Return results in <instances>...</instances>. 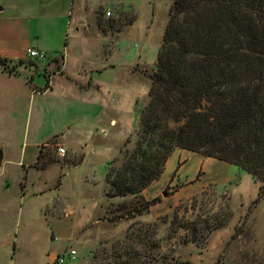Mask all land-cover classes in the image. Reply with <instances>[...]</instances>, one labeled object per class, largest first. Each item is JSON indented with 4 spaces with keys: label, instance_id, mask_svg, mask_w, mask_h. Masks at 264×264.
<instances>
[{
    "label": "rangeland",
    "instance_id": "1",
    "mask_svg": "<svg viewBox=\"0 0 264 264\" xmlns=\"http://www.w3.org/2000/svg\"><path fill=\"white\" fill-rule=\"evenodd\" d=\"M71 1L0 0V36L10 30L20 53L38 50L49 60L64 56L71 75L79 61L74 53L92 54L96 69L110 67L92 72V82L102 80L107 95L118 85L136 90L138 99L134 110L101 131L105 137L90 126L93 138L75 159L56 139L41 147L38 168L44 175L36 181L41 190L26 200L29 232L19 229L13 242L14 228L0 227V264L10 262L12 242L14 264H44L52 256L50 264H56L57 256L72 250L75 259L64 264H264V180L236 165L175 149L158 180L142 192L156 204L144 209L134 197L106 195V174L126 161L138 140L173 0H80L70 15ZM27 65L35 68L31 61ZM69 135L82 145L75 130ZM58 147L66 150L64 157L57 155ZM31 158L28 154L23 163ZM124 212L131 217L114 219Z\"/></svg>",
    "mask_w": 264,
    "mask_h": 264
},
{
    "label": "trees",
    "instance_id": "2",
    "mask_svg": "<svg viewBox=\"0 0 264 264\" xmlns=\"http://www.w3.org/2000/svg\"><path fill=\"white\" fill-rule=\"evenodd\" d=\"M22 64L0 58L10 73ZM150 80L135 148L106 174L108 197L156 204L142 192L175 149L264 180V0H173Z\"/></svg>",
    "mask_w": 264,
    "mask_h": 264
},
{
    "label": "crops",
    "instance_id": "3",
    "mask_svg": "<svg viewBox=\"0 0 264 264\" xmlns=\"http://www.w3.org/2000/svg\"><path fill=\"white\" fill-rule=\"evenodd\" d=\"M77 3L81 1H71L70 15L74 14ZM5 32V36H0V58L12 65L17 61L23 62L16 68V73H10L0 66V227L14 228V242L18 237L15 232L19 229L29 232L31 214L29 203L26 204L27 198L32 197L34 190H41L36 182L44 175V170L38 168L41 147H47L50 140L56 139L75 159V154L93 138L89 131L92 125L100 128V134L105 137L106 134L103 135L101 131L110 130L123 116L134 110L138 94L136 90L129 91L127 87L118 85L113 95H107L102 80L92 82V72L110 68L100 66L96 69V57L92 54L83 56L74 53L79 61L71 75L66 73L68 68L64 56L49 60L45 54L43 62H36L28 53L18 52L19 44L13 39L15 35H10V30ZM73 32L78 33L79 28L74 27ZM74 46V50H77ZM103 49L100 44L98 50ZM29 61L35 64V68L27 65ZM57 77L61 78L62 83H55ZM47 121H51L52 125L48 128L49 132ZM74 130L80 135L81 146L69 135ZM17 137H21V141ZM28 154L32 158L25 165L23 160ZM71 165L81 166L76 163ZM18 167H21V172ZM65 167L69 168L68 165ZM42 184H45L44 181ZM13 242L12 256L6 264H14L16 243ZM51 258L44 264H50Z\"/></svg>",
    "mask_w": 264,
    "mask_h": 264
},
{
    "label": "built area",
    "instance_id": "4",
    "mask_svg": "<svg viewBox=\"0 0 264 264\" xmlns=\"http://www.w3.org/2000/svg\"><path fill=\"white\" fill-rule=\"evenodd\" d=\"M106 15L109 17L110 13H107ZM27 53L32 60H35V61L38 60V62H43L46 59V55L42 52L28 50ZM65 152L66 150L63 147L57 148V155L59 157H64L66 154ZM66 259L74 260L75 252L72 250V251L67 252L65 255L57 256L56 264H64Z\"/></svg>",
    "mask_w": 264,
    "mask_h": 264
},
{
    "label": "water",
    "instance_id": "5",
    "mask_svg": "<svg viewBox=\"0 0 264 264\" xmlns=\"http://www.w3.org/2000/svg\"><path fill=\"white\" fill-rule=\"evenodd\" d=\"M166 194L165 193H163V196H165Z\"/></svg>",
    "mask_w": 264,
    "mask_h": 264
}]
</instances>
